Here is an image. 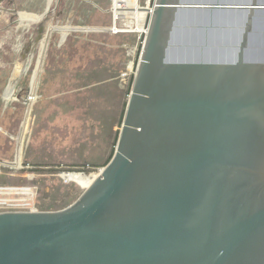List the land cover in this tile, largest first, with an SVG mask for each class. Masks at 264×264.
<instances>
[{
    "label": "water",
    "instance_id": "1",
    "mask_svg": "<svg viewBox=\"0 0 264 264\" xmlns=\"http://www.w3.org/2000/svg\"><path fill=\"white\" fill-rule=\"evenodd\" d=\"M0 264H264V0H156L112 159Z\"/></svg>",
    "mask_w": 264,
    "mask_h": 264
},
{
    "label": "rangeland",
    "instance_id": "2",
    "mask_svg": "<svg viewBox=\"0 0 264 264\" xmlns=\"http://www.w3.org/2000/svg\"><path fill=\"white\" fill-rule=\"evenodd\" d=\"M111 5L0 0V212L65 209L112 159L142 47Z\"/></svg>",
    "mask_w": 264,
    "mask_h": 264
},
{
    "label": "built area",
    "instance_id": "3",
    "mask_svg": "<svg viewBox=\"0 0 264 264\" xmlns=\"http://www.w3.org/2000/svg\"><path fill=\"white\" fill-rule=\"evenodd\" d=\"M111 3L113 13L112 30L116 33H138L143 48L156 0H144V2L142 0H111ZM140 10L148 11L146 17L138 13ZM120 22H123V25H120Z\"/></svg>",
    "mask_w": 264,
    "mask_h": 264
},
{
    "label": "bare ground",
    "instance_id": "4",
    "mask_svg": "<svg viewBox=\"0 0 264 264\" xmlns=\"http://www.w3.org/2000/svg\"><path fill=\"white\" fill-rule=\"evenodd\" d=\"M148 12V11H147ZM66 26H68V25H66ZM65 26V27H66ZM70 26V25H69ZM23 67H17L15 70H14V73H13V75H12V83H11V85H15L16 84V82L18 81V79H19V76L21 75V73H22V71H23ZM15 88V87H14ZM13 93V92H12ZM9 98H11V96L9 97ZM100 173L101 172H99V173H97V175L98 176H100ZM73 174H76V172H74ZM98 178V177H97ZM96 178V179H97ZM95 179V180H96ZM94 180V181H95Z\"/></svg>",
    "mask_w": 264,
    "mask_h": 264
}]
</instances>
